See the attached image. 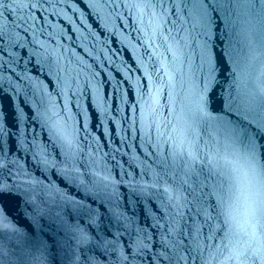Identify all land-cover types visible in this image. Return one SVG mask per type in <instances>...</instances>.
Here are the masks:
<instances>
[{
	"label": "snow or ice",
	"instance_id": "1",
	"mask_svg": "<svg viewBox=\"0 0 264 264\" xmlns=\"http://www.w3.org/2000/svg\"><path fill=\"white\" fill-rule=\"evenodd\" d=\"M0 264H264V0H0Z\"/></svg>",
	"mask_w": 264,
	"mask_h": 264
}]
</instances>
